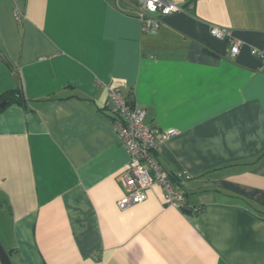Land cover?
I'll list each match as a JSON object with an SVG mask.
<instances>
[{
  "label": "crops",
  "instance_id": "0c3cea01",
  "mask_svg": "<svg viewBox=\"0 0 264 264\" xmlns=\"http://www.w3.org/2000/svg\"><path fill=\"white\" fill-rule=\"evenodd\" d=\"M166 1L184 10L149 34L131 0H0V240L14 264H264V0ZM214 26L241 42L235 57ZM113 81L148 127L177 132L157 160L190 176L182 210L159 184L120 209L130 154ZM17 91L25 102L2 106Z\"/></svg>",
  "mask_w": 264,
  "mask_h": 264
},
{
  "label": "built area",
  "instance_id": "2783aa9c",
  "mask_svg": "<svg viewBox=\"0 0 264 264\" xmlns=\"http://www.w3.org/2000/svg\"><path fill=\"white\" fill-rule=\"evenodd\" d=\"M134 6V15L143 24V31L155 34L162 25V18L184 9L166 0H131ZM22 14L18 8L15 10V18L20 21ZM213 36L226 40L230 44V54L235 57L241 48V42L232 38L229 29L214 26ZM253 54L262 55L256 50ZM263 56V55H262ZM264 57V56H263ZM112 113L116 116V130L130 154V161L124 170V181L127 193L120 200V209L135 206L147 200L148 192L154 184H159L164 191L165 204L182 210L185 206L184 197L174 186L168 172L156 161L154 152L159 153L161 143L176 135V131L166 134L150 128L146 125V112L143 109L132 107L129 100L123 94V83L113 81L104 85ZM179 179L187 180V174L178 175Z\"/></svg>",
  "mask_w": 264,
  "mask_h": 264
},
{
  "label": "trees",
  "instance_id": "16d2710c",
  "mask_svg": "<svg viewBox=\"0 0 264 264\" xmlns=\"http://www.w3.org/2000/svg\"><path fill=\"white\" fill-rule=\"evenodd\" d=\"M4 100H6L7 102V105L8 104H10V103H13V102H16V103H19V104H23L24 102H25V95L22 93V92H19V91H17V92H14V93H12L11 94V96H6L5 98H4ZM0 110H1V108H0ZM116 117H115V121H116ZM154 154V157H155V159H156V161H157V163L161 166V164L158 162V160H157V152L155 153H153ZM162 167V166H161ZM163 168V167H162ZM164 169V168H163ZM165 170V169H164ZM169 177L171 178V180H172V182H173V184H174V186L178 189V190H180L181 188H182V186H183V182H184V180H182V179H179V177L177 176V175H175V174H171V173H169ZM11 255V254H10Z\"/></svg>",
  "mask_w": 264,
  "mask_h": 264
},
{
  "label": "water",
  "instance_id": "95a60500",
  "mask_svg": "<svg viewBox=\"0 0 264 264\" xmlns=\"http://www.w3.org/2000/svg\"><path fill=\"white\" fill-rule=\"evenodd\" d=\"M5 104L6 102H4L2 106H4ZM186 209L189 210L190 208L186 207ZM0 263L1 264H13L10 254L7 252V250L3 246L1 240H0Z\"/></svg>",
  "mask_w": 264,
  "mask_h": 264
},
{
  "label": "rangeland",
  "instance_id": "374dc122",
  "mask_svg": "<svg viewBox=\"0 0 264 264\" xmlns=\"http://www.w3.org/2000/svg\"><path fill=\"white\" fill-rule=\"evenodd\" d=\"M1 264V263H0ZM13 264H14V262H13Z\"/></svg>",
  "mask_w": 264,
  "mask_h": 264
}]
</instances>
